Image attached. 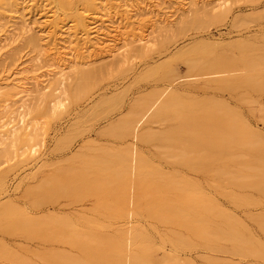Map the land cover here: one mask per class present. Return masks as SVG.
I'll return each mask as SVG.
<instances>
[{"label":"rangeland","instance_id":"obj_1","mask_svg":"<svg viewBox=\"0 0 264 264\" xmlns=\"http://www.w3.org/2000/svg\"><path fill=\"white\" fill-rule=\"evenodd\" d=\"M221 1L196 23L180 0H0V79L47 80L54 55L27 37L58 47L67 27L94 70L0 108V264H264V0ZM123 3L169 28L127 21L150 43L117 39L116 58L82 44L77 14Z\"/></svg>","mask_w":264,"mask_h":264},{"label":"bare ground","instance_id":"obj_2","mask_svg":"<svg viewBox=\"0 0 264 264\" xmlns=\"http://www.w3.org/2000/svg\"><path fill=\"white\" fill-rule=\"evenodd\" d=\"M1 1H3L4 4L14 5L13 0H1ZM180 1L181 2H179V3L181 4V7L183 6L181 8V10H179L180 8L178 9V11H180V15H184L185 13H188V11L189 12L193 11V16L191 17L192 18L191 20H194L196 23H202L205 21H209V19H211L212 17L219 15V13L221 11V7H222V1L221 0H210L211 2H209V3H207V2L203 3V1H202V2H200V5H198L199 2H197L195 0H188V1L180 0ZM185 5H187V6H185ZM119 6L121 9L123 8V10H122V12H120L119 17L116 19H114L113 16L118 13L117 11H115L113 13V15L111 16L110 12L106 11L103 7L98 8V9L95 8L92 12H88L85 10L84 12L77 14L74 23H73V21H72V23L74 24L73 26L79 25L80 27H82L81 31H80V33H81L80 36L83 37L81 40V41H83L82 44H86L87 42H91V46L94 49H96V48H107V57L116 58L123 53V50L121 48L125 47V45H126L125 43H123L124 39L133 35L134 32L137 30V28L132 27V29H129L127 31H122L121 29L124 27V25L126 24L127 21H129V23H135V24L139 23L140 24L141 22H144L146 20L150 21L154 17L155 18L157 17L156 19H154V24H156V26H155L156 29L166 30L167 28H169V26H168L169 22L167 21V18H165L164 20H160V17L162 15L157 16V14H155L153 11L154 9L153 10L150 9L149 6H147V4L137 5V4H127V3L124 4L123 3ZM158 7H160V6L158 5ZM114 9H116V8L114 7ZM162 9L167 10V12H163V15L168 13L167 8L162 7L161 10ZM176 11H177V8H176ZM169 13H171V12H169ZM25 24H27V23H25ZM55 26H58V28H60V29H63V27H64L63 24L59 25L58 23L55 24ZM70 28L69 27L65 28L69 38L72 36L71 35L72 33L68 32L70 30ZM24 30L26 32H30L32 29L30 27L24 26ZM150 30H151V33L154 31L153 29H150ZM30 33L31 34L28 35V37H27V43L31 44L35 48H38V55L39 56L47 54L48 52L54 55L53 59H51V60H54V62H51L50 64H48V67L50 70L47 71V72L52 73V76H49V78H47V80L45 79L46 78V76H45L44 80L37 82L36 79H38V77H41L40 75L37 77L27 78V77L22 75L23 74L22 71L21 72L15 71V72L8 74L4 79H0V97L3 98L2 99V105H0V108L2 107L3 110L6 108L10 109L13 105H15V103H17V101L15 102V100L21 101V103L18 104V106L16 107L15 111H18V108H20V107L24 108V104H22V99L25 98L27 95H29V92H30L27 88V86H28V84L26 82L27 80H31V81L33 80L34 85H32V86H35V87H39L41 84H43L45 82V84L42 88L50 90L51 88H49V87H50L52 82L58 81V83L60 84L62 79L66 75V72L74 71L71 75L73 77H74V75H76V79H75L77 81L76 87L79 86L82 88V85L85 83V81L87 79L89 80V78L92 77L94 74V70H92L90 68L87 69L86 67H84V68L82 67L83 65L86 64V62H83V63L77 62V55H78L77 53L89 52V50H88L89 48L86 45L81 46L79 49H76V47L72 46L73 41H70L68 38V40L64 41L62 43V45L55 47V46H52V44L49 43V41L43 42L42 41L43 38L41 36L37 35V33H34V32L33 33L30 32ZM63 33H65V32H63ZM149 35L150 34H148V33L143 34L142 32L139 34L133 35V36H135V39L132 41V43L137 44V46L133 45L135 50L137 49L138 51H142L148 47V44L150 43V41H149L150 38L148 39ZM44 39H45V37H44ZM117 39L123 43L122 44V45H124L123 47H117L115 45V41ZM130 45H132V44L130 43ZM0 48H1V46H0ZM77 51H81V52H77ZM3 61H4V59H3ZM38 70H39V68L35 70V74ZM72 76L70 78H72ZM86 83H87V81H86ZM54 84H57V83H54ZM53 87H55V86H53ZM65 90H67V89H65ZM41 91H43V90L41 89ZM48 93H50V94H48ZM52 97H53V91L40 92V95L37 98V105L43 106V104H45V103H51L50 99ZM10 102H14V103H10ZM47 106H49V105H46V109H47ZM49 107H51V106H49ZM49 107H48V109H49L48 114H50L51 112L54 111L53 107H51V108H49ZM41 108H44V107H41ZM48 109H47V112H48ZM4 111H6V110H4ZM7 113L10 114L12 117H22L21 114L23 112L19 111V112L13 113L12 111H10ZM44 113H46V111H44ZM45 115L47 116V114H45ZM47 117H49V115ZM9 145H10V143H9ZM6 148H11V147L7 146ZM0 150H2L1 151L2 153L0 155H2L3 153L6 154L3 149H0Z\"/></svg>","mask_w":264,"mask_h":264}]
</instances>
